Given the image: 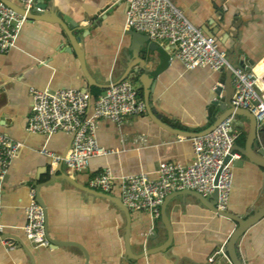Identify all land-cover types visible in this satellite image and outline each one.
I'll list each match as a JSON object with an SVG mask.
<instances>
[{
  "label": "crops",
  "instance_id": "obj_1",
  "mask_svg": "<svg viewBox=\"0 0 264 264\" xmlns=\"http://www.w3.org/2000/svg\"><path fill=\"white\" fill-rule=\"evenodd\" d=\"M172 1L193 24L214 36L231 59L247 62L257 75L264 74V0ZM40 4L47 13L62 12L83 26L76 34L82 38L86 68L97 83L105 85L120 79L125 71L126 51L132 45V35L126 28L127 0H42ZM160 45L170 58L163 62L162 72L153 77L151 104L155 113L175 128L203 131L222 111L220 103L225 101V95L216 89L225 86L227 73L209 66L188 69L175 56L172 45ZM161 64L156 60L146 67L152 71ZM136 86L144 93L140 81ZM32 87L89 89L93 103L106 90L95 85L90 88L80 57L58 23L28 20L16 47L0 51V133L23 143L12 160L3 195L5 235L16 243V248L10 250L0 241V264H229L216 252L229 241L238 224L191 194L176 195L168 205L173 232L169 250L139 260L128 259L127 216L123 209L65 179L49 183L60 164L53 169L52 159L41 150L47 148L65 155L72 135L27 130L34 109ZM235 128L241 132L237 143L244 146L249 120L237 117ZM97 137L102 146L113 150L111 154L92 158L89 167L80 173L62 166V172L86 186L106 169L116 177L144 171L156 179L162 162L187 166L196 161L192 138L163 128L148 113L128 117L121 124L103 118L98 123ZM39 187L47 209L48 236L59 244L37 246L25 233L31 189L36 188L38 193ZM112 194L121 195L119 179ZM263 206L264 167L242 155L234 161L228 211L247 219ZM131 215L134 255L144 250L145 242L147 247L156 248L167 241L168 231L162 219L154 222L142 210H132ZM152 234H156L154 239L149 238ZM238 253L245 264H264V218L240 238Z\"/></svg>",
  "mask_w": 264,
  "mask_h": 264
},
{
  "label": "built area",
  "instance_id": "obj_2",
  "mask_svg": "<svg viewBox=\"0 0 264 264\" xmlns=\"http://www.w3.org/2000/svg\"><path fill=\"white\" fill-rule=\"evenodd\" d=\"M28 12L44 11L42 0H13ZM127 30L148 35L152 41L172 45L175 56L188 69L209 66L214 71H232L235 89L232 103L249 109L259 127H264V74L257 75L249 63H233L228 51L221 48L214 36L207 35L193 24L172 0H127ZM27 15L21 14L0 0V51L16 47ZM34 109L27 130L53 135L64 131L72 135L71 147L65 155H57L47 148L41 151L52 159V167L63 163L73 173L85 171L92 158L106 156L113 150L102 146L97 137L101 119L119 124L128 117L147 113L145 101L131 79L113 85L94 101L91 93L74 88L39 89L32 87ZM236 115L223 120L212 132L192 138L196 161L191 165L162 162L158 178L146 172L116 177L106 169L90 179V187L111 193L119 179L123 202L132 210L146 211L154 222L161 219L162 206L170 194L181 190H195L206 197L218 190L217 208L228 211L234 182V161L242 156L235 151L241 132L235 128ZM23 145L0 133V241L10 250L16 243L6 236L3 222V195L12 160ZM231 158L226 162L227 156ZM36 188L31 189V201L26 207L25 233L37 246H51L46 229V213L37 198ZM227 242L216 252L229 263L232 259L226 249ZM216 255L210 258L215 261Z\"/></svg>",
  "mask_w": 264,
  "mask_h": 264
},
{
  "label": "water",
  "instance_id": "obj_3",
  "mask_svg": "<svg viewBox=\"0 0 264 264\" xmlns=\"http://www.w3.org/2000/svg\"><path fill=\"white\" fill-rule=\"evenodd\" d=\"M9 6H11L13 9H15L17 12L21 14H26L28 20H44V21H52L55 23L60 24L65 32L67 33L68 37L70 38L72 48L78 53L80 60L82 62V66L84 69V72L89 80L90 88L95 85L104 89H108L112 87L113 85H116L123 80L131 79L135 84L139 81L142 83L144 93H145V103L147 107V113L150 115V117L158 123L163 128L177 134L180 136L188 137V138H194L199 136H204L210 132H212L214 129L217 128V126L225 120L227 117L231 115H236L237 117H245L249 120V131L247 134V140L246 144L244 146L240 145L239 143H236L234 150L240 152L242 155L249 158L252 162L264 167V127L258 126V121L255 117V115L249 110L241 107H236L232 103L233 94L235 92V89L232 85V71L229 69H226L227 73V81L225 83V86H219L216 89V92L218 94L225 95V101L220 103L221 112L217 114L214 122L212 125L204 129L200 132L195 131H188L180 128H175L165 121H163L156 113L153 108V105L151 104L153 90L155 86V80L154 76L159 75L163 68L165 61H168L169 55H167L169 52L160 45V43H157L155 41H152L148 35H145L141 32L135 31L133 29L129 30L130 34L132 35V45L126 51V61H125V71L124 74L115 82L109 83V84H99L97 81L93 79L91 74L88 72L86 68V60H85V51L82 45V38L76 34L77 30L83 29V26H81L76 21H72L68 16L64 15L62 12L54 13L51 10L48 11H38L34 10L31 12L26 11L23 9L18 3H16L13 0H2ZM150 54V55H149ZM236 54V52L234 53ZM144 55H149L144 57ZM159 60L162 64L157 67L155 70H148L147 64ZM233 63H235V59H231ZM87 92L91 93L89 89H86ZM231 158V155L227 156L226 162ZM62 166L63 163H60L58 171L51 176V179L49 180V183L54 182L58 179H65L77 188L81 189L82 191L94 195H98L101 197H104L106 199H109L114 204H116L118 207L123 209L125 211L127 216V227H126V248H127V258L128 259H135L139 260L141 258L146 257L147 255H150L152 253L161 252V251H168L172 241H173V232H172V226L170 224V218L167 213V208L170 203V200L175 197L176 195H183V194H191L196 196L205 206H207L209 209L218 212L221 215H224L226 217H229L230 219L234 220L238 227L233 232L232 236L230 237L229 241L227 242L226 249L232 259L233 264H245L243 262V259L240 257L238 253V242L240 238L245 234V232L254 224L259 222L261 219L264 218V206L261 207L253 216L244 219L242 217H239L238 215H235L229 211H220L217 208V202H218V190L215 191V193L210 196L206 197L203 194H201L198 191L195 190H181L177 191L173 195L167 196L165 199V202L162 206V215L161 219L163 222V225L166 227L168 231V239L159 247L156 248H149L147 247V243L144 244V250L137 255H134L132 251L131 246V222H132V209H130L127 205L124 204L121 197L115 196L111 193H106L94 188H91L90 186H86L82 183H80L78 180H76L74 177H72L69 173L62 172ZM58 172H61V174H57ZM40 189H38V201L43 206L45 213L47 214V209L44 201L42 200L40 196ZM156 237V234L150 235V239H154ZM50 238V237H49ZM51 243L53 244H59L56 241L52 240L50 238ZM62 245L68 244L67 242H62ZM34 263V261H33Z\"/></svg>",
  "mask_w": 264,
  "mask_h": 264
},
{
  "label": "trees",
  "instance_id": "obj_4",
  "mask_svg": "<svg viewBox=\"0 0 264 264\" xmlns=\"http://www.w3.org/2000/svg\"><path fill=\"white\" fill-rule=\"evenodd\" d=\"M139 96H140V98L144 99V93L142 90H139Z\"/></svg>",
  "mask_w": 264,
  "mask_h": 264
}]
</instances>
